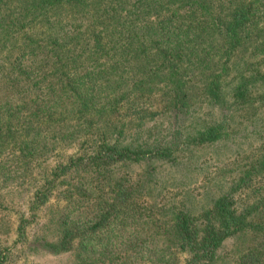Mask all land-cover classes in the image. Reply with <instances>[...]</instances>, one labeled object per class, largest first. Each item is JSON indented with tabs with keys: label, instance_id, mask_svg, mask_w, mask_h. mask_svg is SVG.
I'll return each instance as SVG.
<instances>
[{
	"label": "trees",
	"instance_id": "1",
	"mask_svg": "<svg viewBox=\"0 0 264 264\" xmlns=\"http://www.w3.org/2000/svg\"><path fill=\"white\" fill-rule=\"evenodd\" d=\"M240 134L264 139V0H0V172L33 185L17 226L29 250L124 264L133 243L107 230L134 217L167 262L264 264V142L207 207L184 197L157 217L126 202L158 164L184 170Z\"/></svg>",
	"mask_w": 264,
	"mask_h": 264
},
{
	"label": "rangeland",
	"instance_id": "2",
	"mask_svg": "<svg viewBox=\"0 0 264 264\" xmlns=\"http://www.w3.org/2000/svg\"><path fill=\"white\" fill-rule=\"evenodd\" d=\"M230 142L228 145L220 143L201 149L199 156H194L193 161L188 163L184 170L171 169V167H165V164H158L160 169L155 174L157 180L140 193H128L126 202L132 201L133 203L128 205H134L143 210L150 206L155 209H145V216L149 215V212L157 210L161 212L169 203L177 202L184 197L198 208L207 207L208 196L217 195L221 188L227 190L231 185L232 177L238 174V163H235L234 158L245 159L259 148L258 145L263 143L264 139H253L246 134H240ZM70 146L69 142H65L62 148H67L61 149V152H74L76 149ZM1 149L0 159L5 157L10 159V150L7 147ZM135 167V172L138 173L141 167L138 165ZM17 172L18 169L14 167L3 173L0 172V252L8 255V264H74L77 251L75 249L58 254L38 252L29 250L25 243L17 240L19 217L31 218L29 207L32 205L33 189L31 182L25 177L20 178ZM6 174L10 177L4 180L3 176ZM63 204L62 199L57 200L54 197L43 205L37 212L39 214L37 220L41 223L30 230L29 238L39 233L40 227L43 228V225L47 224L48 218L55 213L57 206L61 207ZM158 214H156L157 217L160 216ZM150 224L151 221L145 222L144 218L130 217L126 222L116 224L112 230L110 227L107 230L111 236L114 231V239H117L118 245L125 237L133 243L132 247L121 244L122 248L129 249L130 255L128 259H125L124 264H185L187 252H177L175 254L178 258L173 262H167L169 256L164 250V245H160L155 240L145 239L144 233ZM230 242L226 250L231 252L236 246L241 245L240 242ZM98 244H103V239H99ZM157 251L160 252L157 253Z\"/></svg>",
	"mask_w": 264,
	"mask_h": 264
}]
</instances>
